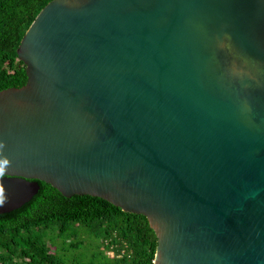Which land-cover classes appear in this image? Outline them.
Returning a JSON list of instances; mask_svg holds the SVG:
<instances>
[{
	"label": "water",
	"instance_id": "water-1",
	"mask_svg": "<svg viewBox=\"0 0 264 264\" xmlns=\"http://www.w3.org/2000/svg\"><path fill=\"white\" fill-rule=\"evenodd\" d=\"M0 91V213L45 182L144 215L154 264H264V0H52Z\"/></svg>",
	"mask_w": 264,
	"mask_h": 264
},
{
	"label": "trees",
	"instance_id": "trees-1",
	"mask_svg": "<svg viewBox=\"0 0 264 264\" xmlns=\"http://www.w3.org/2000/svg\"><path fill=\"white\" fill-rule=\"evenodd\" d=\"M51 1L0 0V91L26 83L17 50ZM38 184L29 202L0 213V264H154L158 241L144 215Z\"/></svg>",
	"mask_w": 264,
	"mask_h": 264
},
{
	"label": "clouds",
	"instance_id": "clouds-1",
	"mask_svg": "<svg viewBox=\"0 0 264 264\" xmlns=\"http://www.w3.org/2000/svg\"><path fill=\"white\" fill-rule=\"evenodd\" d=\"M5 145L3 143H0V151L4 149ZM8 161L7 159H0V175L4 174L5 167L7 166Z\"/></svg>",
	"mask_w": 264,
	"mask_h": 264
},
{
	"label": "rangeland",
	"instance_id": "rangeland-1",
	"mask_svg": "<svg viewBox=\"0 0 264 264\" xmlns=\"http://www.w3.org/2000/svg\"><path fill=\"white\" fill-rule=\"evenodd\" d=\"M94 246H95L94 244H88V245H87V247H88L89 249H93Z\"/></svg>",
	"mask_w": 264,
	"mask_h": 264
}]
</instances>
